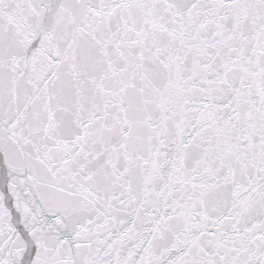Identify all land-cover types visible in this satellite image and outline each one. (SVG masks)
I'll list each match as a JSON object with an SVG mask.
<instances>
[{
	"label": "snow or ice",
	"instance_id": "6c2138e0",
	"mask_svg": "<svg viewBox=\"0 0 264 264\" xmlns=\"http://www.w3.org/2000/svg\"><path fill=\"white\" fill-rule=\"evenodd\" d=\"M0 264H264V0H0Z\"/></svg>",
	"mask_w": 264,
	"mask_h": 264
}]
</instances>
